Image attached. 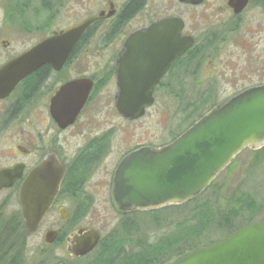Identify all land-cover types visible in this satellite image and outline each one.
Listing matches in <instances>:
<instances>
[{"label":"flooded vegetation","instance_id":"flooded-vegetation-1","mask_svg":"<svg viewBox=\"0 0 264 264\" xmlns=\"http://www.w3.org/2000/svg\"><path fill=\"white\" fill-rule=\"evenodd\" d=\"M173 1L180 12L161 15L149 12L150 0H79L87 18L70 28V0H0V71L46 41L97 19L61 67L42 65L9 95L0 97V176L8 172L17 178L8 183L10 187L0 189V194L16 196L19 206V212L7 220L0 214V242L12 249L8 255L19 250L30 236L20 194L26 180L45 163L56 166L58 175L64 171L47 216L54 211L69 212L70 208L89 212L112 202L119 210L114 198L115 179L130 154L163 149L213 109L248 91L264 88V0H201L196 5ZM184 11L192 17L193 27H188ZM59 17L65 18L66 26L56 25ZM165 19L183 20L181 36L193 40L192 47L171 63L165 60V53L150 52L149 43L144 44L145 51H139L137 43H127L134 34L148 31ZM134 23L139 25L135 27ZM93 50L97 52L91 56ZM141 81H157L152 92L154 104L142 118L131 120L118 109L121 83ZM196 97L224 101L215 103L163 144H150L146 136L141 137L143 134L133 136L132 129L129 141L122 146L115 144L117 130L141 123L160 99H174L181 105L183 99ZM105 123L108 125L104 127ZM246 151L257 155L264 152V146L246 149L236 158ZM105 196L110 197V203ZM77 222L69 216L48 232L57 231L55 244H66L70 256L83 261L95 254L102 236L91 254L75 257V238L84 229L73 230ZM138 255L136 264L165 262V253ZM121 257L115 264H134Z\"/></svg>","mask_w":264,"mask_h":264},{"label":"water","instance_id":"water-1","mask_svg":"<svg viewBox=\"0 0 264 264\" xmlns=\"http://www.w3.org/2000/svg\"><path fill=\"white\" fill-rule=\"evenodd\" d=\"M196 5L201 0H179ZM97 19L71 29L58 39H51L16 59L0 71V97H6L37 68L52 63L63 65L81 36ZM183 20L165 19L148 31H140L127 41L137 43L139 51L165 53L171 63L188 51L193 40L182 37ZM157 81L121 83L118 109L128 119L137 120L154 104ZM264 146V88L248 91L219 106L201 118L173 144L158 150L144 149L130 154L121 164L114 188L119 211L125 214L161 210L186 204L207 191L219 175L246 149ZM54 169V170H51ZM64 171L58 175L49 162L32 174L20 194L22 215L30 235L35 234L56 198ZM48 174V175H47ZM16 177L6 172L0 176V189L10 187ZM62 221L69 212H59ZM57 231L48 232L45 242L52 245ZM101 235L96 230L81 229L75 238V257H85L98 246ZM174 264H264V220L202 247Z\"/></svg>","mask_w":264,"mask_h":264},{"label":"rangeland","instance_id":"rangeland-1","mask_svg":"<svg viewBox=\"0 0 264 264\" xmlns=\"http://www.w3.org/2000/svg\"><path fill=\"white\" fill-rule=\"evenodd\" d=\"M148 8L150 13H160L161 15L180 12L178 5L173 0H150ZM86 14L79 8V0H70L68 18L70 28L84 21L87 18ZM182 14L188 27H193L189 12L185 13L184 11ZM56 25L66 26L65 18L59 17ZM134 25L137 27L139 24L134 23ZM96 52L93 50L91 56H94ZM103 98L105 99V97ZM104 99L101 102L105 105ZM223 101L224 99L221 98H186L179 106L174 99L162 98L141 123L133 125L130 129L119 128L115 144L122 146L126 141H129L131 129L132 133L134 132L133 136L143 134L141 137L146 136L150 144H163L172 138V134H178L208 112L215 103ZM102 122L104 121L102 120ZM106 125L108 124L105 123L104 127ZM72 152L71 148L70 153ZM260 153L255 155L249 151L244 152L240 158L236 159L231 168L222 173L211 189L183 210H164L162 214L137 215L127 219L112 202L102 208L89 211L73 230L80 228L96 230L101 233L102 242L122 238L128 244V249L123 252V257L133 255L138 257L142 248L150 249L165 237L181 238L185 229L179 226L180 223L187 222L185 224L188 227L197 226L202 219L199 213L201 209H205L206 213L214 215L217 225L204 232L201 239L190 244V248L195 250L212 245L224 239L229 233L264 220V152ZM257 156L262 158H256ZM109 198V196H105L108 203L111 202ZM68 210L71 218L76 211L72 208ZM18 212L16 196L0 194V214L3 219L7 220ZM195 216L198 218L194 219ZM60 224L62 221L58 211L51 212L37 233L27 237L21 243L19 250H16L11 256L5 257L0 264H89L101 253L100 246L92 256L93 258L79 261L70 256L66 244H47L45 242L46 233ZM132 224L136 227L133 232L130 231L132 228L134 229ZM190 251L188 247L183 251L176 249L170 253L171 260H165L163 264H171Z\"/></svg>","mask_w":264,"mask_h":264},{"label":"trees","instance_id":"trees-1","mask_svg":"<svg viewBox=\"0 0 264 264\" xmlns=\"http://www.w3.org/2000/svg\"><path fill=\"white\" fill-rule=\"evenodd\" d=\"M202 196H200L199 198H201ZM199 198H197V199H195V200H193L187 204H184V205L172 206V207H168V208L158 210V211H152V212H146V213H131V214H123V215H125V217L127 219H130L131 217H134L137 215H153L156 213L162 214L164 210H167V211L176 210V209L183 210V209L189 207L191 204H193ZM87 213H88V211L76 212L72 215L71 220L77 222L78 220L83 219L87 215ZM199 214L201 215L202 219L199 221V224L197 226L188 227L185 224L187 222L180 223L179 226H182L185 229V233L183 234V236L181 238H179V239L174 238L173 239L170 236L165 237L162 240H160L158 242V244L154 245L150 249L144 247L140 250V252L165 253L164 260L167 261L168 259L171 258L170 253H172L173 251H175L176 249H180L181 251H183V249L188 247V249H190L191 251L188 253H185L184 256L182 255L181 257L177 258L174 261V262H177V261L181 260L182 258H184L185 256H187V255L191 254L192 252L198 250V249L194 250V249L190 248V244L196 243V240L201 239L204 232L208 231L212 227H216V225H217L215 222L214 215L213 214L209 215L208 213L205 212V209L204 210L201 209V212ZM199 214H198V216H199ZM198 216H195L194 219L198 218ZM131 222L133 223V221H131ZM225 225H227V224L225 223ZM132 227H134V229L132 228L130 230L131 232H133L136 228L134 224H132ZM231 234L232 233H229V235H231ZM229 235H227V236H229ZM4 243H5L4 241L0 242V252L2 251L0 253V262L2 260H4L5 257L8 256V254L12 251L11 248H10L11 250L9 249L8 243H5V244ZM4 245H6V246H4ZM127 245L128 244H126L125 240L122 238H115V239H112L110 241H103V242H101V248H100L101 253L99 255H97L96 258H93L91 256L90 258H93V260L89 264H115L114 261L119 260V258H122L121 257V256H123L122 253L127 251L126 250V249H128ZM130 249H132V248H130ZM137 259L138 258H136V256H132V257L127 256V257H124V259H122V260L132 261V263L136 264L135 262Z\"/></svg>","mask_w":264,"mask_h":264}]
</instances>
